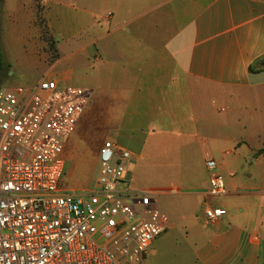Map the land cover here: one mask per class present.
Returning a JSON list of instances; mask_svg holds the SVG:
<instances>
[{
	"label": "crops",
	"instance_id": "0c3cea01",
	"mask_svg": "<svg viewBox=\"0 0 264 264\" xmlns=\"http://www.w3.org/2000/svg\"><path fill=\"white\" fill-rule=\"evenodd\" d=\"M22 2L5 4V18L25 21ZM42 3L57 43L58 68L62 47L82 44L75 53L94 48L97 64L89 69L116 85L109 88L119 100L114 122L124 125L120 132L131 141L130 149H121L131 160L151 161L158 154L167 170L173 169L153 194L183 199L189 210L195 205L183 218L192 231L187 240L195 264H264V153L259 154L264 148V0ZM6 32L3 54L13 68L7 50L15 54L28 47L34 54L35 49L28 29ZM63 76L60 80L69 81ZM171 151H176L174 160ZM209 160L217 162L227 190L215 203L227 211L217 223L207 222L202 213ZM129 162L127 177L138 188ZM170 223L151 249L168 246L176 229Z\"/></svg>",
	"mask_w": 264,
	"mask_h": 264
},
{
	"label": "built area",
	"instance_id": "2783aa9c",
	"mask_svg": "<svg viewBox=\"0 0 264 264\" xmlns=\"http://www.w3.org/2000/svg\"><path fill=\"white\" fill-rule=\"evenodd\" d=\"M53 75L33 86L0 89V264H148L153 243L170 221L156 194L127 177L131 154L100 151V189L63 188L65 147L92 92ZM202 213L217 223L227 211L215 160Z\"/></svg>",
	"mask_w": 264,
	"mask_h": 264
},
{
	"label": "rangeland",
	"instance_id": "374dc122",
	"mask_svg": "<svg viewBox=\"0 0 264 264\" xmlns=\"http://www.w3.org/2000/svg\"><path fill=\"white\" fill-rule=\"evenodd\" d=\"M32 1L34 6L31 5V2L28 6L29 0H23L22 2L24 5L23 16L26 17L25 21L7 19L3 10L1 16L2 44L5 47L7 46V30L26 28L30 34V44L34 46L35 51L32 54L31 49L26 47L23 51L20 49L21 52L10 54L7 50V62H10L13 68L9 66L3 73L0 89L33 86L49 75H58L59 79L60 76L66 75L70 79L64 83V86L86 88L92 92L84 115L74 134L68 138L66 143L64 153L66 176L62 183L65 190L78 194L99 190L102 170L101 149L115 145L130 149L129 145L131 143L120 132L124 125L114 122L115 112L118 110L115 105L119 100L115 101L110 96L109 88L116 85H108L109 77L103 72L97 74L98 71L94 73L89 69V67H95L97 64L94 58V48H90L86 52L79 51L75 53L82 44L78 45V48L70 45L62 47V50H60L62 65L58 68L57 43L51 36L45 22L42 0ZM5 4L9 5L10 0L7 3L4 1V6ZM11 11L12 13L15 12V6L11 7ZM43 61L47 64L46 67L40 68L35 64V62L40 63ZM12 69L14 71H11ZM10 71L14 72V75L9 76L8 72ZM114 79L115 77L112 78V80ZM117 82L114 81L113 84ZM102 89L104 91L101 92ZM170 145H173V143L171 142ZM171 153L174 160L176 151H171ZM140 159L133 156L128 164L134 175L132 183L138 185V188H134L144 193H155L154 189L160 188L168 180V177H171L173 169L168 168L167 170L163 159L158 154L152 155L151 161H143V157ZM249 168L253 172L256 171L257 174L261 173V170L255 164H250ZM158 199H160V208L170 218V222L176 225V229L171 234L168 246L164 248L161 246L156 250L150 249L148 264H195V256L187 240L191 237L192 231L189 229V223L183 221L188 213L194 211L195 205H192L189 210L186 205L182 204L183 199L161 197L160 194Z\"/></svg>",
	"mask_w": 264,
	"mask_h": 264
},
{
	"label": "trees",
	"instance_id": "16d2710c",
	"mask_svg": "<svg viewBox=\"0 0 264 264\" xmlns=\"http://www.w3.org/2000/svg\"><path fill=\"white\" fill-rule=\"evenodd\" d=\"M4 1L0 0V82L2 81V75L7 70L8 66L5 63V58L3 54V48H2V40H1V16L4 9ZM264 153V148L259 152V154Z\"/></svg>",
	"mask_w": 264,
	"mask_h": 264
}]
</instances>
